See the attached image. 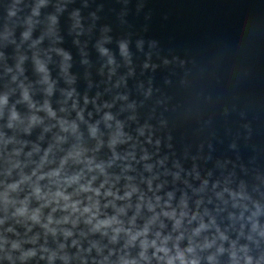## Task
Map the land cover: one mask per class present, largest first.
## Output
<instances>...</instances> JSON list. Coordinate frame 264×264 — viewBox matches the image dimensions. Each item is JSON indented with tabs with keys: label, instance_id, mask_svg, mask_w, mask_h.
I'll return each mask as SVG.
<instances>
[{
	"label": "clouds",
	"instance_id": "9594fccd",
	"mask_svg": "<svg viewBox=\"0 0 264 264\" xmlns=\"http://www.w3.org/2000/svg\"><path fill=\"white\" fill-rule=\"evenodd\" d=\"M73 2L4 0L0 264H264L260 184L250 188L234 172L205 174L198 156L187 169L162 152L158 133L168 121L152 123L153 113L142 122L139 111L154 94L152 80L138 84L144 100L127 91L136 75L129 39L118 41V60L104 27L95 42L103 79L97 84L90 70L85 79L89 91L105 87L94 96L78 90L73 55L61 46V17L68 12L69 35L89 69L81 37L94 24L86 26L81 9L69 11ZM158 67L148 53L144 71ZM166 139L171 150L170 132Z\"/></svg>",
	"mask_w": 264,
	"mask_h": 264
},
{
	"label": "water",
	"instance_id": "95a60500",
	"mask_svg": "<svg viewBox=\"0 0 264 264\" xmlns=\"http://www.w3.org/2000/svg\"><path fill=\"white\" fill-rule=\"evenodd\" d=\"M76 8L86 26L94 24L92 34L81 37L89 42L92 68L80 62L79 48L69 35L68 12L61 17V46L73 55L72 72L79 77L82 94L89 91L86 71L97 84L103 79L95 42L108 27L112 42L106 46L118 60V41L130 40L136 67L135 77L128 80L131 98L144 100L138 84L152 80L154 94L139 111L142 122L153 113L152 123L168 121V128L158 133L165 136L162 152L175 153L173 159H180L187 169L192 167L191 157L198 156L203 173L211 170L218 177L222 171L234 172L236 180L246 181L250 188L259 183L264 192V0H88V7L84 0H74L69 11ZM3 11L0 0V16ZM93 13L98 19L93 20ZM141 40L143 51L137 48ZM148 53L159 65L155 72L143 69ZM52 70L55 76L58 70ZM126 71L120 69L121 74ZM104 87L93 88L89 95ZM217 162L226 168H218Z\"/></svg>",
	"mask_w": 264,
	"mask_h": 264
}]
</instances>
